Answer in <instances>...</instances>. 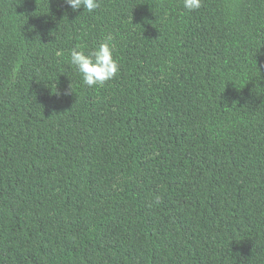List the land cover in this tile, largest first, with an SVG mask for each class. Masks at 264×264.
Masks as SVG:
<instances>
[{
	"label": "trees",
	"instance_id": "obj_1",
	"mask_svg": "<svg viewBox=\"0 0 264 264\" xmlns=\"http://www.w3.org/2000/svg\"><path fill=\"white\" fill-rule=\"evenodd\" d=\"M83 11L0 0V264H264V0Z\"/></svg>",
	"mask_w": 264,
	"mask_h": 264
},
{
	"label": "clouds",
	"instance_id": "obj_2",
	"mask_svg": "<svg viewBox=\"0 0 264 264\" xmlns=\"http://www.w3.org/2000/svg\"><path fill=\"white\" fill-rule=\"evenodd\" d=\"M73 12H94L100 7V0H63ZM203 6V0H182L186 12H194ZM61 55V53H57ZM69 64L81 76L88 87L104 86L114 79L120 71V65L115 58V43L112 34H107L95 47L86 49L77 45L70 50ZM72 90V88H71ZM73 91V90H72Z\"/></svg>",
	"mask_w": 264,
	"mask_h": 264
}]
</instances>
